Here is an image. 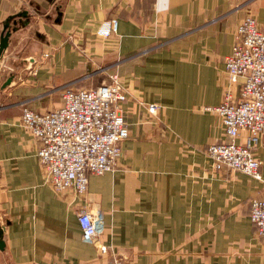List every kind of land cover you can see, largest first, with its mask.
Wrapping results in <instances>:
<instances>
[{
  "label": "crops",
  "instance_id": "1",
  "mask_svg": "<svg viewBox=\"0 0 264 264\" xmlns=\"http://www.w3.org/2000/svg\"><path fill=\"white\" fill-rule=\"evenodd\" d=\"M23 11L29 24L0 57V264H264L249 216L264 196V135L260 180L215 172L205 153L227 140L208 108L238 95L225 73L235 27L252 15L264 32V0H0V36ZM111 18L117 32L99 37ZM111 73L126 90L119 167L89 176L82 197L56 192L22 109L53 111L62 87L94 88ZM80 210L101 216L108 255L82 241Z\"/></svg>",
  "mask_w": 264,
  "mask_h": 264
},
{
  "label": "built area",
  "instance_id": "2",
  "mask_svg": "<svg viewBox=\"0 0 264 264\" xmlns=\"http://www.w3.org/2000/svg\"><path fill=\"white\" fill-rule=\"evenodd\" d=\"M118 21L111 18L101 24L97 35L109 38L117 32ZM49 54H43L48 58ZM225 73L230 87H237L234 98L228 89L219 106L208 108L221 120L226 142L210 145L206 156L215 172H240L260 180V160L254 150L264 135V32L252 15L235 27L234 42L225 58ZM59 108L38 113L24 107L20 122L39 142L37 152L45 180L56 192L70 191L82 197L89 176L115 172L121 157L120 144L128 138L129 128L121 105L126 90L116 74L107 83L94 88L62 87ZM148 114L157 116L158 104L146 105ZM248 136L236 143L241 131ZM250 220L255 236L264 240V196L250 202ZM84 243L95 246L100 255H108V246L100 243L102 218L86 210L77 214ZM114 264L118 261L114 260Z\"/></svg>",
  "mask_w": 264,
  "mask_h": 264
},
{
  "label": "water",
  "instance_id": "3",
  "mask_svg": "<svg viewBox=\"0 0 264 264\" xmlns=\"http://www.w3.org/2000/svg\"><path fill=\"white\" fill-rule=\"evenodd\" d=\"M18 20H15V19ZM29 14L27 11H23L20 14H18L17 16L8 19L6 22H4L3 24V28H2V33L0 36V57L2 56L3 52L5 49H7L8 47V42H9V38L13 33H16L20 27H26L29 24ZM12 21V22H10ZM10 24H12V26H10ZM12 76H10L8 78V80L6 81V83L4 84V87L6 85H8L11 80H12ZM2 230L0 229V250L3 249L4 244L2 242Z\"/></svg>",
  "mask_w": 264,
  "mask_h": 264
},
{
  "label": "rangeland",
  "instance_id": "4",
  "mask_svg": "<svg viewBox=\"0 0 264 264\" xmlns=\"http://www.w3.org/2000/svg\"><path fill=\"white\" fill-rule=\"evenodd\" d=\"M113 74H115V73L107 74V75L105 76L106 83L109 81V76H110V75H113ZM119 81H120V78H119ZM120 82H121V81H120Z\"/></svg>",
  "mask_w": 264,
  "mask_h": 264
}]
</instances>
